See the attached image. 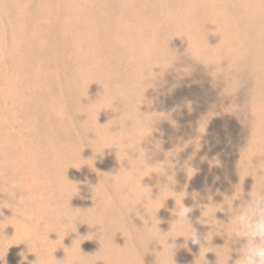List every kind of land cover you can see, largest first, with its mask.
<instances>
[{
  "label": "rangeland",
  "instance_id": "rangeland-1",
  "mask_svg": "<svg viewBox=\"0 0 264 264\" xmlns=\"http://www.w3.org/2000/svg\"><path fill=\"white\" fill-rule=\"evenodd\" d=\"M252 207L264 0H0L2 264H239Z\"/></svg>",
  "mask_w": 264,
  "mask_h": 264
},
{
  "label": "clouds",
  "instance_id": "clouds-1",
  "mask_svg": "<svg viewBox=\"0 0 264 264\" xmlns=\"http://www.w3.org/2000/svg\"><path fill=\"white\" fill-rule=\"evenodd\" d=\"M188 211V208H184L180 215L186 216ZM237 223L243 231L237 230L235 235L238 237L242 235L249 241L243 249L239 264H264V208H250L247 213L238 218ZM190 238L193 244L200 243L195 234H192Z\"/></svg>",
  "mask_w": 264,
  "mask_h": 264
}]
</instances>
